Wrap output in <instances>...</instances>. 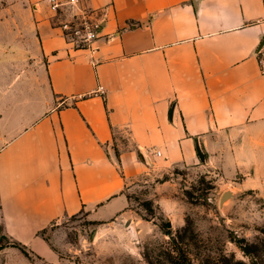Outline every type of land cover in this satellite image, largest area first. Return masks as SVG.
<instances>
[{
  "label": "crops",
  "instance_id": "obj_1",
  "mask_svg": "<svg viewBox=\"0 0 264 264\" xmlns=\"http://www.w3.org/2000/svg\"><path fill=\"white\" fill-rule=\"evenodd\" d=\"M80 1L90 48L48 0L0 20V231L36 252L54 222L122 216L156 171L264 167V0Z\"/></svg>",
  "mask_w": 264,
  "mask_h": 264
},
{
  "label": "rangeland",
  "instance_id": "obj_2",
  "mask_svg": "<svg viewBox=\"0 0 264 264\" xmlns=\"http://www.w3.org/2000/svg\"><path fill=\"white\" fill-rule=\"evenodd\" d=\"M25 6V0H0V20L20 21V13L4 9ZM226 191L232 198L220 205ZM127 193L122 216L98 223L80 213L54 222L40 233L44 251L23 245L28 257L0 231V264H147L144 255L185 225L198 237L186 232L195 251L213 256L246 261L234 240L264 242V167L225 177L210 167L172 166L134 180Z\"/></svg>",
  "mask_w": 264,
  "mask_h": 264
},
{
  "label": "trees",
  "instance_id": "obj_3",
  "mask_svg": "<svg viewBox=\"0 0 264 264\" xmlns=\"http://www.w3.org/2000/svg\"><path fill=\"white\" fill-rule=\"evenodd\" d=\"M191 232L197 241V235L185 225L175 233L168 232V239L161 243L157 250L144 255L147 264H264V242L248 243L244 239H235V245L246 257L245 260L235 259L232 255L220 253L216 256L195 251L192 243L186 236V232ZM1 239V237H0ZM9 247L19 249L25 256L28 253L20 243H12ZM5 246L0 244V250Z\"/></svg>",
  "mask_w": 264,
  "mask_h": 264
},
{
  "label": "built area",
  "instance_id": "obj_4",
  "mask_svg": "<svg viewBox=\"0 0 264 264\" xmlns=\"http://www.w3.org/2000/svg\"><path fill=\"white\" fill-rule=\"evenodd\" d=\"M48 3L52 11L63 16L59 27L63 38L72 47L90 48L100 37L102 20L83 9L80 0H48ZM94 93L103 95V87L99 85Z\"/></svg>",
  "mask_w": 264,
  "mask_h": 264
},
{
  "label": "water",
  "instance_id": "obj_5",
  "mask_svg": "<svg viewBox=\"0 0 264 264\" xmlns=\"http://www.w3.org/2000/svg\"><path fill=\"white\" fill-rule=\"evenodd\" d=\"M232 198V193L229 191L224 192L220 197V205L227 199Z\"/></svg>",
  "mask_w": 264,
  "mask_h": 264
}]
</instances>
